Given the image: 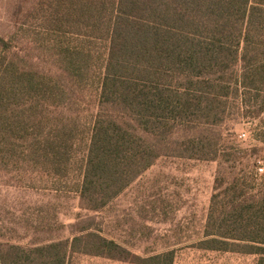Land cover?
Instances as JSON below:
<instances>
[{"label":"trees","instance_id":"16d2710c","mask_svg":"<svg viewBox=\"0 0 264 264\" xmlns=\"http://www.w3.org/2000/svg\"><path fill=\"white\" fill-rule=\"evenodd\" d=\"M21 18L0 37L2 166L24 165L42 190L102 213L163 158L215 161L194 246L264 255V0H36ZM233 115L251 123V147L224 148ZM41 229L0 231V264L176 259L169 247L134 252L95 216L68 238Z\"/></svg>","mask_w":264,"mask_h":264},{"label":"rangeland","instance_id":"374dc122","mask_svg":"<svg viewBox=\"0 0 264 264\" xmlns=\"http://www.w3.org/2000/svg\"><path fill=\"white\" fill-rule=\"evenodd\" d=\"M36 0H0V37L15 30L16 21ZM33 37L31 38V40ZM98 55L103 45L94 44ZM39 64L46 70L54 63L45 52L34 49ZM45 62H44V61ZM89 99V98H88ZM83 104V120H89ZM223 146L251 147L252 125L245 119L228 117L223 126ZM224 168L237 162L224 161ZM0 164V231L6 235L33 237L37 229L42 236L68 238L79 218L95 216L102 221L103 231L138 254L154 247L176 249L174 264H264V255L205 251L194 246L205 221L213 192L218 163L183 158L159 160L131 187L126 189L105 212L83 209L73 194H56L42 190L40 180L26 166ZM70 264H130L88 255L74 256Z\"/></svg>","mask_w":264,"mask_h":264}]
</instances>
